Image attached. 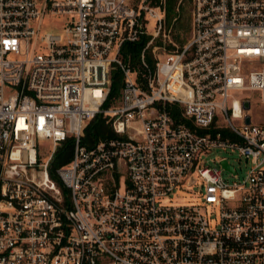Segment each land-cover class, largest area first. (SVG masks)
I'll list each match as a JSON object with an SVG mask.
<instances>
[{
	"label": "built area",
	"instance_id": "2783aa9c",
	"mask_svg": "<svg viewBox=\"0 0 264 264\" xmlns=\"http://www.w3.org/2000/svg\"><path fill=\"white\" fill-rule=\"evenodd\" d=\"M160 1L0 0V264H264V125L234 96L264 103V0H189L184 44ZM97 116L114 137L86 145Z\"/></svg>",
	"mask_w": 264,
	"mask_h": 264
},
{
	"label": "trees",
	"instance_id": "16d2710c",
	"mask_svg": "<svg viewBox=\"0 0 264 264\" xmlns=\"http://www.w3.org/2000/svg\"><path fill=\"white\" fill-rule=\"evenodd\" d=\"M160 0H154L155 5L160 4ZM165 2V8H166V28L167 30L171 27L173 21L175 18H178L176 21V28H180L181 23L179 21L180 18V10L182 9V4L179 6L180 0H164ZM174 31V33H175ZM173 33V31H172ZM174 37L178 41V43H183V41L180 38V35L174 34ZM145 42L141 41L136 44L128 43L123 47V58L125 62L129 63L133 68L140 69L142 66L141 63V54L144 49ZM146 62L150 65V67H155V59L151 52L146 53ZM123 87V75L120 72H114L113 74V84L111 93L109 96V99L106 103V107L113 106L117 100L118 97H120L121 89ZM168 112L172 115V117L177 122H183L188 124L189 126L193 127V123L183 117V110L182 108L177 104H168L166 107ZM114 137V133L110 127L106 123V120L103 119L102 116H97L87 127L85 138H84V144L91 145L92 143L96 141H100L106 138H112ZM73 146L74 141L73 139L67 140L58 150L54 162L52 163V176L54 177V170H56L59 167L64 166L70 160L73 156Z\"/></svg>",
	"mask_w": 264,
	"mask_h": 264
},
{
	"label": "rangeland",
	"instance_id": "374dc122",
	"mask_svg": "<svg viewBox=\"0 0 264 264\" xmlns=\"http://www.w3.org/2000/svg\"><path fill=\"white\" fill-rule=\"evenodd\" d=\"M180 18L179 21L181 23L180 28H176V24L173 26V33L171 35L174 42L178 43L176 38L174 37V34L180 35L181 40L186 42L190 36L191 32V18H190V4L189 0H185L182 4V9L180 10ZM64 20L65 17L63 16H47L45 17L43 24H42V33H50L55 35H61L65 36L64 31ZM149 30L154 31L153 29V23L149 24ZM175 31V33H174ZM180 43V42H179ZM182 44V43H180ZM179 45V44H178ZM234 96L237 98L247 97V100L251 102V109L248 112L251 116L252 123L254 124H260L264 125V103L262 102V94L260 92H236L234 93ZM119 97L117 98L114 105H118ZM218 119L219 121H222L223 116L221 113H218ZM223 122V121H222ZM47 146V144H45ZM211 158H226L229 160V162L236 167V169L239 172V175L242 176L245 174L246 168V162L242 161L240 162L238 157L235 154H231L229 152L224 151H216L215 154H213L209 159ZM209 165H212L211 163ZM241 168L243 169V172H241ZM225 176H228V173H225ZM231 179V178H229ZM185 202L188 201V198L185 196H182Z\"/></svg>",
	"mask_w": 264,
	"mask_h": 264
},
{
	"label": "water",
	"instance_id": "95a60500",
	"mask_svg": "<svg viewBox=\"0 0 264 264\" xmlns=\"http://www.w3.org/2000/svg\"><path fill=\"white\" fill-rule=\"evenodd\" d=\"M250 109H251V103H250V102H245V103H244V110H245V111H250ZM245 122H246V124H250V123H251V116H250V115H248V116L246 117ZM223 165H224V166H227L226 163H223Z\"/></svg>",
	"mask_w": 264,
	"mask_h": 264
}]
</instances>
